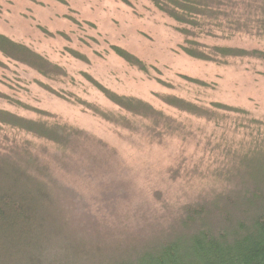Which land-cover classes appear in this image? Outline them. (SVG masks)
<instances>
[{"label": "rangeland", "instance_id": "1", "mask_svg": "<svg viewBox=\"0 0 264 264\" xmlns=\"http://www.w3.org/2000/svg\"><path fill=\"white\" fill-rule=\"evenodd\" d=\"M233 12L237 23L231 17L206 19L202 30L192 28L199 35L195 39L203 47L260 54L214 62L184 53L180 46L186 36L178 30L180 24L149 0H0V34L61 67L43 75L0 52V109L75 129L77 143L97 159L82 175L51 166L56 178L81 193L77 214L69 219L80 222L103 214L115 236L126 238L143 222L166 223L185 204L237 186L240 173L260 165L264 172V162L257 161L264 159L260 9L256 0H236ZM114 46L142 67L117 55ZM99 85L151 104L163 120L126 112ZM170 97L205 112L180 110L166 103ZM15 145L40 156L45 148L55 150L44 139L0 123V152ZM82 159L84 165L91 163ZM110 179L124 181L125 187L105 199L96 192L99 183Z\"/></svg>", "mask_w": 264, "mask_h": 264}, {"label": "trees", "instance_id": "2", "mask_svg": "<svg viewBox=\"0 0 264 264\" xmlns=\"http://www.w3.org/2000/svg\"><path fill=\"white\" fill-rule=\"evenodd\" d=\"M149 1L180 24L178 30L186 36L180 48L193 58L220 62L227 57L260 54L257 50L229 46L203 47L195 39L199 35L192 28L202 30L206 19L231 17V23H237L239 17H232L236 0ZM256 2L260 9L257 27L264 34V0ZM112 48L130 64L142 67L133 55L119 47ZM0 52L43 75L61 70L3 34ZM99 88L110 101L134 116L157 121L164 118L143 100L118 95L100 85ZM166 103L191 113L205 112L177 97L168 98ZM0 123L55 145L52 152L42 150V157L17 145L7 153L0 152V264H264L262 165L253 172L240 173L237 186L211 199L203 197L200 202L185 204L166 223L143 222L129 237H116L115 231L103 222V214L88 215L80 222L69 219L81 201V193L53 175L52 167L57 172L63 167L76 175H82L86 168L93 169L97 159L77 143L78 131L61 124L24 119L1 109ZM74 154L79 158H71ZM85 157L91 163L82 164ZM257 161L262 164L264 159ZM124 184L114 179L101 182L96 194L114 198Z\"/></svg>", "mask_w": 264, "mask_h": 264}]
</instances>
